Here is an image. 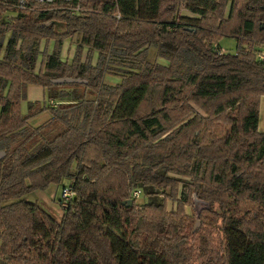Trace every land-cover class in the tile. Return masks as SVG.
<instances>
[{"label": "trees", "instance_id": "1", "mask_svg": "<svg viewBox=\"0 0 264 264\" xmlns=\"http://www.w3.org/2000/svg\"><path fill=\"white\" fill-rule=\"evenodd\" d=\"M75 2L7 17L0 2V264H186L199 232L165 208L180 175L223 216L220 262L264 264V0H80L74 15ZM181 3L200 17L178 16ZM75 34L68 63L59 48ZM223 36L235 53L219 52ZM43 39L58 49L37 68ZM150 46L168 64L146 60ZM109 72L121 82L104 83ZM32 84L59 103L21 114ZM65 178L74 196L60 219L26 199ZM142 188L151 200L138 204Z\"/></svg>", "mask_w": 264, "mask_h": 264}, {"label": "rangeland", "instance_id": "2", "mask_svg": "<svg viewBox=\"0 0 264 264\" xmlns=\"http://www.w3.org/2000/svg\"><path fill=\"white\" fill-rule=\"evenodd\" d=\"M182 4V3H181ZM226 4L225 11L228 10V5ZM7 12V16H13L16 14V10ZM227 13V11H226ZM178 16H190V17H200L197 14L192 13L186 8L185 4H182L178 10ZM177 16V17H178ZM57 28L63 29L62 26H57ZM79 41V37L75 34L72 37L65 38L62 45L59 48V57L61 60L70 63L75 55V48ZM218 46H220L224 52L235 53L236 52V39L230 36H223L218 41ZM258 50H263L262 46L257 47ZM58 49L53 40H41L38 46V56H37V68L40 66L41 62L44 60L45 56L51 54L53 51ZM258 51V52H259ZM90 54V62L92 64L96 63L97 52L92 50L88 52L86 48L82 50V60H87ZM146 60L150 62H157L161 64H168V61L158 54V49L154 46H150L146 51ZM103 82L107 84H117L121 82V77L115 75L113 72H109L104 75ZM6 91V90H5ZM32 102H37L40 107H47L49 105L55 106L59 103L57 99L50 100L47 97V90L39 85H28L26 98L23 99L19 104V111L21 114L26 115L28 113V107ZM195 110L203 116H206L204 112L198 106L191 104ZM50 118L49 110L39 112L34 117L27 121L29 127H37L45 123ZM259 130L264 132V96L260 98L259 102ZM2 157H0L1 159ZM177 176V175H173ZM180 182H177V196L176 199L165 197V208L167 212L177 211L179 208L182 209L180 213L181 217L188 220L190 228L197 229L198 234L195 240H188L186 247V252L190 255L188 257V262L186 264H222L220 262V257H222V231L221 226L223 222V216L218 209L217 205L204 204L202 202L195 201L197 196L187 190L185 185L189 181V177L180 175ZM69 179H63L59 184H50L44 190H36L26 195V199L37 203L41 208H43L47 213L52 215L56 219H60L62 215V207L59 202L62 187L64 185H69ZM145 190L142 188L139 197L136 199L138 204H143L149 200L146 196ZM159 196V197H158ZM155 198L156 202H163L164 199L161 195ZM186 197V204L182 205L179 200H184ZM198 199V198H197ZM200 200V199H199ZM185 201V200H184ZM204 208H208L211 212H202ZM209 210V211H210Z\"/></svg>", "mask_w": 264, "mask_h": 264}, {"label": "built area", "instance_id": "3", "mask_svg": "<svg viewBox=\"0 0 264 264\" xmlns=\"http://www.w3.org/2000/svg\"><path fill=\"white\" fill-rule=\"evenodd\" d=\"M64 3H69L73 0H61ZM3 4L8 6L11 9H14L16 11L18 10H36L40 8V6H53V4H56V0H0ZM69 5V4H68ZM81 6H80V0H76V2L73 5H70V13L71 14H80ZM220 53H223V49L220 47L219 49ZM257 59L264 62V50H260L257 52ZM141 190H133L132 197L137 199L140 195ZM74 193L73 190L69 185H64L61 190L59 202L62 208H66L70 201L73 199Z\"/></svg>", "mask_w": 264, "mask_h": 264}, {"label": "water", "instance_id": "4", "mask_svg": "<svg viewBox=\"0 0 264 264\" xmlns=\"http://www.w3.org/2000/svg\"><path fill=\"white\" fill-rule=\"evenodd\" d=\"M54 83H57V84H63V83H73V82H85V80H82V79H75V78H70V77H61V78H56V79H53L52 80ZM4 151H0V157H3L4 156ZM195 196V195H194ZM195 201H198V202H202L204 204H208V202H204L202 200H199L197 198H195ZM126 202L128 204H131L132 203V200L131 199H128L126 200Z\"/></svg>", "mask_w": 264, "mask_h": 264}]
</instances>
